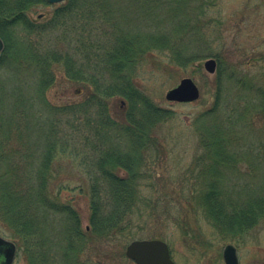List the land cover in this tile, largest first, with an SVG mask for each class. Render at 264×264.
<instances>
[{"label": "trees", "instance_id": "16d2710c", "mask_svg": "<svg viewBox=\"0 0 264 264\" xmlns=\"http://www.w3.org/2000/svg\"><path fill=\"white\" fill-rule=\"evenodd\" d=\"M115 1L67 0L45 24H38L27 15L50 5L48 0H0V233H9L28 264H61L59 252L67 264H83L88 253L99 255L105 245L133 241L147 223L174 213L167 197L147 194L154 188V159L163 157L157 131L171 117L136 86L140 66L155 53L167 55V70L207 58L218 62L215 105L194 120L197 151L180 180L184 191L186 186L190 190L178 197L179 203L185 202L196 219L206 220L223 241L244 239L264 222V194L239 203L223 189L222 175L231 167L253 172L240 155L246 147L232 146L241 140L233 108L220 127H211L222 105L239 93L244 122L264 130V53L254 55L261 61L254 65L258 72L234 61L243 50L227 46L222 19L207 17L217 0L187 2L197 12L181 23L185 33L176 37L126 30ZM148 1L151 6L167 3ZM58 68L69 82L84 86L87 97L81 104L48 102ZM14 76L26 79L14 83ZM116 99L125 109L112 105ZM31 127L37 135L33 132V139ZM256 153L264 158V143ZM62 160H76L84 175L78 182L88 202L85 227L73 199L62 196L67 188H56L60 176L75 168L74 162L68 166ZM242 164L250 170H242ZM184 211L181 207L177 214ZM182 230L190 235L188 226ZM121 246L109 254L115 264L129 263L125 244Z\"/></svg>", "mask_w": 264, "mask_h": 264}, {"label": "rangeland", "instance_id": "374dc122", "mask_svg": "<svg viewBox=\"0 0 264 264\" xmlns=\"http://www.w3.org/2000/svg\"><path fill=\"white\" fill-rule=\"evenodd\" d=\"M164 1L167 3L163 6H151L148 0H116L117 18H121L126 30L137 35H141L142 32H168L175 37L184 34L185 30L181 28V23L192 20L197 12L194 7L187 4L191 0ZM215 3L216 5L208 10L207 17L222 19L224 24L221 31L225 37L227 35L225 40L227 46L233 47L237 44V47L247 52L246 54L243 51L240 52L239 59L235 58L234 61L240 64L249 63L251 71L258 72V67L254 65H258L261 61L259 60L258 63L256 60L260 57L254 55L264 53V0H217ZM60 4L37 6L27 16L38 24H45ZM155 54L152 60L140 66L136 86L156 107L170 112L171 117L160 124L157 131L159 141L163 146V157L154 159L156 160L152 165L154 188H149L147 194L154 198L167 197L172 201V212L174 213L169 217H162V221L152 220L147 223L136 232L135 240L165 241L177 264H224L223 250L227 244H233L237 248L240 264H264V222L249 232L244 239L233 242L223 241L206 220L202 217L196 219L192 214V209L189 210L185 202L179 203L178 197L190 190L186 186L184 191L180 180L184 178L197 151L198 137L194 120L215 105L216 73L212 75L205 70L204 62L208 58L188 68L172 67L167 70L166 68L170 66L167 55ZM161 65L165 67V70L160 68ZM1 72V77L5 78L3 75L6 74ZM29 76L32 78L33 75L29 74ZM184 78H192L196 82L200 89V98L191 103L167 101V92L176 87ZM25 79L26 77L14 76L11 82H20ZM56 80L55 86L47 93V100L51 105L81 104L86 99L84 86L81 83L69 82L61 68L56 70ZM18 86L20 87V84ZM240 98L241 94L236 93L233 99L230 101L227 99L220 111L212 118L211 127H220L233 108L236 118L234 126L241 140L239 143H232V146L238 150L246 147L240 150V155L245 159L243 161H247L252 166L253 172L245 174L236 167H231L223 173L222 184L223 189L230 193V200L235 199L243 203L264 194V158H259L256 153V147L264 143V130L257 131L244 122L240 114L242 110L238 109ZM122 102L121 99H116L112 101V105L116 104L120 110H123L126 104ZM30 131V138L33 139V132L36 135L35 130L31 127ZM62 161L68 166L70 162H74L75 168L71 174L63 173L60 176L56 188L59 185L67 188L62 191V196L64 199H73L74 206L80 213L83 227H85L89 217L88 202L84 196H81L79 187L82 184L78 182V178L84 175L80 173L82 170L78 167L76 160ZM240 168L244 171L250 170L246 164H242ZM181 207L185 211L177 214ZM159 211L162 214L163 208ZM165 218L168 221H165ZM185 225L189 227L190 235L184 234L182 228ZM197 229L199 235L195 236L193 234L198 231ZM0 234L7 240L13 241L9 233L4 230ZM130 241L105 245V251L99 255L93 252L88 253L85 258L81 256L82 262L83 264H115L110 259V252L111 255L114 252L117 253L122 250L121 245L125 244L123 250L125 253ZM59 256L61 264H67L61 252ZM14 264H28V261L23 256L17 255ZM118 264L123 263L118 262ZM126 264L135 263L129 260Z\"/></svg>", "mask_w": 264, "mask_h": 264}, {"label": "water", "instance_id": "95a60500", "mask_svg": "<svg viewBox=\"0 0 264 264\" xmlns=\"http://www.w3.org/2000/svg\"><path fill=\"white\" fill-rule=\"evenodd\" d=\"M50 4H60L66 0H48ZM41 17V16H40ZM4 50V42L0 38V56ZM204 68L209 74L217 71V61L209 58L204 62ZM200 89L192 78H184L169 90L166 100L169 102L191 103L200 98ZM18 249L13 241L0 235V264H14ZM125 256L135 264H176L172 259L168 244L159 239L134 240L127 245ZM224 264H240L235 246L226 245L223 250Z\"/></svg>", "mask_w": 264, "mask_h": 264}]
</instances>
